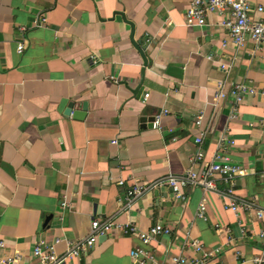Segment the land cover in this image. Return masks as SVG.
I'll return each mask as SVG.
<instances>
[{
	"label": "crops",
	"instance_id": "0c3cea01",
	"mask_svg": "<svg viewBox=\"0 0 264 264\" xmlns=\"http://www.w3.org/2000/svg\"><path fill=\"white\" fill-rule=\"evenodd\" d=\"M191 1L0 0V239L6 244L0 257L19 252L17 264H38L32 256L38 242L87 240L94 219L130 222L142 231L170 227L149 247L161 264L180 253L197 256L187 232L208 250L221 248L209 264H252L261 253L264 95L247 94L232 119L231 90L242 83L264 88V48L247 41L238 49L218 14L188 27ZM252 4L264 8V0ZM219 85L228 96L216 102ZM70 103L74 111L87 105L83 119L65 114ZM159 114L160 127L151 126L149 118ZM200 132L207 161L223 134L236 141L230 158L246 174L236 179L234 198L250 205L240 213L246 234L225 209L227 185L220 179L212 191L186 188L187 203L168 186L128 196L130 183L197 167ZM203 199L207 220L197 217ZM140 245L138 236L108 234L66 264H134L130 254ZM67 250V242L56 246L59 254Z\"/></svg>",
	"mask_w": 264,
	"mask_h": 264
},
{
	"label": "built area",
	"instance_id": "2783aa9c",
	"mask_svg": "<svg viewBox=\"0 0 264 264\" xmlns=\"http://www.w3.org/2000/svg\"><path fill=\"white\" fill-rule=\"evenodd\" d=\"M263 14V6L254 7L252 0H192L189 8L185 12V21L188 27L204 26L207 23L210 14H218L220 16L219 24L228 31V37L231 42L237 46L238 49L243 48L247 41L254 44L256 50L264 48V17L255 18L254 14ZM47 19L41 18L36 22L37 27H41L46 24ZM22 33L25 32V28L21 29ZM227 44V43H226ZM224 44V45H226ZM25 49L24 39L19 42L17 51L19 54L23 53ZM212 59V57H209ZM226 68L225 65L222 66ZM261 93L264 95V88L258 90L250 87L247 84H237L233 86L231 95L234 97L235 107L231 118L237 117L238 105L241 104L247 94L257 95ZM149 94H146L145 100ZM228 94L224 91L223 86L219 85L215 100L226 99ZM163 114L156 116L154 126L160 127ZM203 115L197 116L196 125L200 127L202 125ZM204 132L196 138V143L200 144V147L193 158V163L197 165L188 171L184 176L169 175L166 178H162L147 184L137 182L130 183L128 187V196L130 198L138 197L145 192L157 188L168 186L171 189L172 196L175 200L183 203L188 202V196L184 192L189 186L201 187L205 191H212L216 188V180H222L226 185V202L225 209L232 211L237 217V222L241 228L243 234H246V228L244 222L240 216L243 207L247 210L250 205L240 206L235 195V181L237 178L246 174V171L239 164L235 163L230 158V152L236 145V141L230 139L228 134H223L220 137V141L217 146L214 157L207 161L205 159L204 151L201 144L204 140ZM120 186H125V181H119ZM64 208L69 206L68 202L64 200L62 203ZM207 203L203 199L198 207L197 217L202 220H207ZM258 218L263 217V212L257 213ZM91 234L87 240L81 242H70L67 239L57 238L52 244H48L45 241L38 242L34 249L32 256L38 262V264H66V262L72 257H79L82 251L93 247L101 236H105L112 233H120L124 236H138L141 245L131 251V258L134 264H161L156 255L149 249L150 245L156 240V238L163 235H170L172 230L170 227L164 226L161 223H157L148 231H142L133 223H118L112 219L98 220L94 219L91 223ZM217 228L221 230V227L217 225ZM228 233H231L229 228H226ZM259 236L264 240V231H261ZM62 242H67L68 250L63 254H59L56 251V246ZM187 246L191 248L196 257H189L185 253L171 256L169 259L170 264H209L210 260L215 258L220 252L221 248L212 250L206 249L203 242L199 239L192 238L191 233H186ZM6 248L5 241L0 239V250ZM240 256L241 253L237 252ZM22 260L21 253L16 254L11 258L0 257V264H17ZM252 264H264V247L260 254L253 257Z\"/></svg>",
	"mask_w": 264,
	"mask_h": 264
},
{
	"label": "water",
	"instance_id": "95a60500",
	"mask_svg": "<svg viewBox=\"0 0 264 264\" xmlns=\"http://www.w3.org/2000/svg\"><path fill=\"white\" fill-rule=\"evenodd\" d=\"M129 23L132 26V31L134 32V25L131 22H129ZM132 42L136 46L137 49H140V43L136 42L134 40V35L132 36ZM144 72H145V70L142 71V75H144ZM74 109H75L74 103H70L68 108H67V110H66V112H65V114L67 116L74 115V117L77 118V119H83L85 117V114L87 113V110H88L87 109V105H85L81 111H79V110L74 111ZM143 119H145V120H143V122L146 123L147 122L146 119H148V118L144 117ZM149 119H150L149 121L151 123L150 125L153 126L156 118L155 117H151ZM53 217H54L53 215L48 216L46 218L45 225H47L53 219ZM104 237H107V235H105Z\"/></svg>",
	"mask_w": 264,
	"mask_h": 264
}]
</instances>
